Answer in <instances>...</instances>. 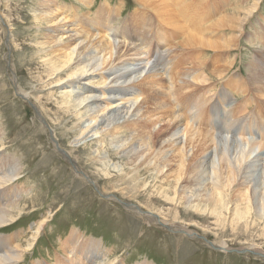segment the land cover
<instances>
[{
    "label": "rangeland",
    "instance_id": "rangeland-1",
    "mask_svg": "<svg viewBox=\"0 0 264 264\" xmlns=\"http://www.w3.org/2000/svg\"><path fill=\"white\" fill-rule=\"evenodd\" d=\"M54 1L68 7H74V9H64L62 11L71 20L73 18L75 19L74 13H79V15H82V13L90 14L89 17H92L95 13L99 15L102 12L104 15L107 13L106 23L112 24L113 28L117 29V27L123 26L124 23L126 26L130 25L131 29L134 27L139 28L136 32L130 31L127 39L118 36L117 40L122 43L136 44L145 57L140 58L141 60L139 61L138 59H128L134 58L137 55L122 56L120 58L121 60L116 61L105 58L104 64H100L97 68L104 67L105 65L106 68L97 70L92 74L94 81L101 80L99 78L102 75L107 76L106 86L113 84L120 86L121 84L124 85L135 81L130 90L127 87L126 89L118 87L114 88L117 89L116 92L111 91V88L107 89L106 86H94L95 95L90 99L100 98V100L93 101V103H104L105 99L107 100L110 96H112L111 98L118 99L109 104L108 109L105 110L106 116L104 118L102 116L99 117L96 122L98 127L102 126L99 131L105 130V137L109 138L107 132L115 124L123 123L124 125V122L128 118H136V115L131 116V111L139 101L134 106H131L130 109L126 110L125 108L132 103L126 102V100L132 97L129 92L137 90L135 92L145 93L150 89V91H161V94L168 98L166 89L168 88L167 92H169L168 90L171 89L170 85H174L172 86L173 88L177 87L178 84L180 86V84L185 85L187 83L186 85L190 84L189 88L186 89L187 93L191 92L192 95L194 94L196 96L202 95V98L203 96L213 95L210 103L218 102L219 98L217 95L220 92H226L227 102L222 106L219 104L215 106L216 111L219 110L223 114L219 115V119L221 118V120L216 119L217 123L214 126V133L211 132V134L209 132L217 141L223 143L225 140L228 142H240L242 140L257 142L262 140V130L258 129L257 126L255 128L256 124H251V122L257 123V125L260 122V126L264 125V92L261 90V88H264V84L249 81L246 91L243 93L239 91L243 88L242 76H248L249 74L247 73H253L259 67L264 68V45L262 43L263 38L261 37V33L264 30V0L258 1L253 16L245 24V30L242 31L243 34H241L240 41L238 42L237 40L236 44L234 40V44L230 45L232 47L229 46L226 49H220L216 56H213L212 50L199 45L195 48L187 45L181 47L178 43L179 37H173V32L170 31L172 27L163 23L158 28L160 30L159 32L164 35L165 40L162 42L157 41L151 35L153 31H149L148 26L140 25L138 22L137 26V23L131 22V13L136 8L133 0H93V4L90 7L81 3L79 4L77 0ZM224 1L231 3L235 0ZM251 1L254 0H244V7ZM39 2V0H0V138H2V142L4 141V148L0 150V161H3L4 158L10 161L14 160V158L17 159L15 161L17 162L16 167L20 168V177L8 186H10V191L17 192L18 206L26 203L25 206H22L23 210L20 215H16L19 217H16L17 219L14 222L0 228V237L15 235L16 240L18 239L19 241L21 239L20 241L22 242L23 239L25 240L31 234L30 227L33 224L44 217L50 222H47L44 226L33 246L25 251L24 260L17 264H35L37 262H41V264H52L56 255L61 259L62 257L60 255H63V251L60 248L59 242H63V239L68 236L72 228L78 229L85 237L94 236L102 239L106 247H109L111 251L114 249L113 252L115 253H113V257L117 256L118 259L122 258L121 260H124L126 264H138L145 261L154 264H264V257L260 256L264 255L263 215L262 218L252 215L246 227L239 225V227H231L229 224L230 221H227V218L226 220L215 222L212 219L200 221L196 218L189 219L188 216H182L186 220L181 218L175 220L166 206H161L165 208H162L163 211L161 212L145 205L143 202L150 204L148 196L136 194L138 200L132 197H129L130 199H124L125 194H122L105 182L106 179L101 176L100 168H97L95 165L97 158L95 157V160H89V153L93 152V156L97 152L95 151L96 148L94 146H86L87 142L94 141L97 138L89 130L87 132L89 136L85 137L90 139L89 141L86 139V142H84L85 140H80L77 135L79 125L83 126L88 121L85 118L80 120L70 119L66 113L60 112L61 110L57 111L58 106L56 102L58 100L56 98H59L60 91L65 88H61L63 85H60L58 88H49L50 85H47L49 79L45 77V73L42 71L43 65H40V58L38 57L40 50L36 45V41L38 40L46 41V39L40 37L45 32L46 27L36 29L37 24L34 20V12L40 7ZM213 2L215 7L211 3H209V6H204L205 4H201L200 1V5L204 7H199L198 10L203 13H210V10L212 13L213 11H217L222 15L225 12L223 5H221L219 0H213ZM189 3H187L188 6ZM230 3L229 5L231 6ZM230 6L228 7L229 10ZM110 7L117 10V12L119 8V13L116 15L115 12L110 10ZM191 10H194V6ZM147 14H151L150 11L147 10ZM150 17L154 18V20L156 19L153 14ZM77 22L72 21L68 27L76 28ZM85 23L90 24L89 19H86ZM101 23H105L104 19L101 20ZM95 28H99L98 22H96ZM141 28L142 30H140ZM219 29L216 30V33L212 35L211 39L222 40V37L230 38L235 34H239L231 28ZM221 29L223 30L221 31ZM172 31H174V28ZM73 32L68 31L66 35L72 34ZM217 35H220L218 36L220 39ZM144 39L150 40L149 42L152 45L155 43L153 47L158 44L160 48L158 50L149 49ZM181 39H183V36ZM147 50L150 52H147ZM96 52L94 50L90 54L89 51H86L84 56H93L87 60L98 63L101 58L98 57L99 55ZM96 56L97 58L94 59ZM231 61L235 64L234 67H230ZM131 70L134 71L131 72ZM151 70L156 71V75L153 77L155 81L148 80L147 78L146 81L142 80L143 82L139 84L137 81L141 80ZM175 72H177L176 75L173 74ZM197 73L205 74L207 77L206 82L200 84V82L194 80ZM129 75L130 77H128ZM170 75L176 79L169 80L168 77ZM84 81L85 79H81L80 81L66 85H74L75 88H80ZM148 84L149 86H147ZM69 88L67 87L66 89ZM102 91H105V93L101 94ZM142 97L144 96H139V100ZM174 97L170 95V100H168L169 98L163 99L170 105L174 103ZM170 106L173 107V104ZM180 106L182 108L181 104H176L175 108H171L174 111L177 110V114ZM238 107L242 111L238 112ZM34 108L41 115L40 118L42 120L44 119L47 127L40 121ZM188 113L193 115L195 112ZM258 113H262L263 115L259 114V116ZM226 114L229 117L230 124H232L228 131L223 127L225 118L222 119ZM104 119H106L105 123L101 124ZM108 120L110 121L107 122ZM247 122L248 124L250 122L254 127H246L243 131L241 127H243V123ZM189 124H191V121ZM201 125L196 120L191 126L195 130L198 128L199 131H203L204 129L203 132H206V129L209 130L208 125ZM158 126L161 125L159 124ZM158 126L149 127L148 131H154ZM182 128L180 127L178 131L180 132ZM123 129L126 130L127 128L123 127ZM129 130L132 129L129 128ZM239 130H241L240 133L238 132ZM248 131L251 132L248 133ZM179 135L181 136L180 139L183 144L184 137L181 135V132ZM131 137L132 135H129L127 140H131ZM55 140L57 144L56 142L54 143ZM120 143L122 142H112L109 146L117 150V145ZM83 146L84 148H82ZM178 146L174 144L170 148H167V153H164V156H162L170 160L174 167L167 172H165L167 168H164L162 172L157 173L156 178H154L155 175L148 177L147 181L149 185L157 186L158 184H164L166 181L172 180L175 172L173 169H175L176 164V159L173 155L176 154ZM60 151L64 155L67 154L70 158L69 160L76 159L74 161L77 162L81 171L75 172L71 167V162H67L66 160L68 158L66 159V156H62ZM156 151H158V148H156L154 154L158 153ZM186 151V159L189 160L193 151L190 146L186 148ZM46 154L51 155L53 159H44ZM101 154L104 156L107 155L104 150L101 151ZM145 156L139 157L136 162H142ZM236 156V154H233L231 160H235L238 157ZM207 158L200 157L196 161L205 159L204 163H207ZM213 160L216 164L217 157L215 156ZM46 163L49 165L46 166ZM245 163V166H242L240 173H238L236 180L245 183L246 188L249 187L252 191H250L252 203L257 201L258 203L254 202V204L256 203L259 206V201L263 194L264 148L256 150L253 155L246 159ZM250 164H253V166L249 167ZM132 167L133 165H126V167L124 166V170L131 171ZM203 167L206 168L207 164ZM202 169V166L199 167L197 176L194 177H197L196 179H199V182L202 184L198 191L200 194H204L205 191L202 188L204 184L209 182L207 181V177L210 176L206 169L205 171H202ZM112 173L113 176L116 175L115 172ZM192 175L194 176V174H190L191 177H193ZM119 176L129 181L130 177L128 175L125 176L123 172ZM96 177L102 178L97 179ZM143 177L144 175L140 179ZM203 181L205 182L203 183ZM180 183L185 186L188 185V183ZM20 187L25 189V192L21 191ZM104 188H107L109 191L106 192ZM181 189L179 187V191ZM115 197L122 199V201H128L134 205H138L140 210L144 211V214L149 212L148 215H158L159 218L157 220L164 225H151L137 212L125 209L126 204L119 202ZM1 200L4 202L5 199ZM1 200L0 202H2ZM174 206L177 207V204L172 207ZM4 208L7 207L4 205ZM178 208L185 213L190 210L186 205H179ZM191 212L195 213L194 211ZM165 213L166 216L164 215ZM179 226L187 228L189 232L174 228ZM207 241L212 242L211 244L215 247L209 245ZM11 247L9 246L8 249H11Z\"/></svg>",
    "mask_w": 264,
    "mask_h": 264
},
{
    "label": "bare ground",
    "instance_id": "bare-ground-1",
    "mask_svg": "<svg viewBox=\"0 0 264 264\" xmlns=\"http://www.w3.org/2000/svg\"><path fill=\"white\" fill-rule=\"evenodd\" d=\"M39 1L40 7L34 12V20L37 24L36 29L46 27L45 32H43L40 36L46 39V41L38 40L36 41V45L38 46L37 48H39L40 50L38 57L40 58V65H43L42 71L45 73V77L49 79L47 85H50L49 88H58L60 85H63L61 86V88H65L64 90L60 91L61 93L59 98H56L58 100V102H56V105L58 106L57 111L61 110L60 112L66 113L68 115V118L70 119L80 120L82 118H85L86 121H88L85 122L83 126L79 125L77 135L79 136L78 138L80 140L84 139V142H86L87 138L85 137L89 136L87 134L89 130L92 131L93 135H95V138H97L94 141L86 143V146H94L96 148L95 151H97H94L95 154L93 156V152L89 153L88 156L89 160H95V157L97 158L95 161V165L97 168H100L101 176L106 179L105 182H107V184H110L111 187H114L117 191H120L122 194H125V196L123 197L124 199H130L129 197L135 199L137 197L136 194H144L148 196L150 204L142 201L145 205L150 206L151 209L154 208L161 212L163 211V207L161 206H166L167 210L172 213V217L175 220H179V218L186 220L182 216H188L189 219L196 218L200 221H207L208 219H212L215 222L226 220L227 218V221H230L229 224L231 227H246L249 223L248 220L252 215L257 216L258 218H262V215L264 216V180L262 183L263 194L260 198L259 206L256 203L254 204V202L257 201H254L252 203V197L250 194L252 191L249 189V187L246 188L247 186L245 183L238 182L236 180L237 175L238 173H240L242 166H245L246 164V159L253 155L256 150L264 148V125L260 126V122L258 123V125L257 123L251 122V124H256L255 128L257 126L258 129L262 130V140L258 139L259 141L257 142L250 140H242L240 142H228L227 140H225L223 143H220L215 139V137L211 136V132H213L215 129L214 126L217 123L216 119H219V115H223L219 112V110L216 111L215 106H218V104L222 106L227 102L226 92H220L217 95V97L219 98L218 102L210 103V100L213 95L203 96L202 98V95L196 96L194 94L192 95L191 92L187 93L186 89L189 88L190 84L186 85L187 83L185 82V85L180 84L179 86L178 84L177 87L173 88L172 86L174 85H170L171 89L168 90L169 92H167L168 88L166 89V93L169 99L165 97V95L161 94V91L157 92L156 90L154 91L152 89V91H150L149 89L145 93L135 92L137 90H134V92H129L131 93L132 97L129 100H126V102L132 103L129 106H126L125 108L126 110L130 109L131 106H134V104L139 101L131 111V116L136 115V118H128L124 122V125L123 123L115 124L112 129L107 132L109 138L105 137V130L99 131L102 126L98 127L96 122L98 121L99 117L102 116L104 118L106 116L105 110L108 109L109 104L113 103L118 99L111 98L112 96H110L107 100L105 99L104 103H93V101H96L98 99L100 100V98L90 99L92 96L95 95V87L106 86L107 84H105V82L107 80V76L102 75L101 78H99L101 80L94 81V76L92 74L97 70H102L106 68V65L104 67L97 68L100 64H104L105 58H109L112 59V61H116L121 60L120 58L122 56L137 55L134 58L128 59H138L139 61L141 60L140 58L145 57L141 49L136 44L122 43L117 40L118 36L127 39L128 33H130V31L136 32L139 28L137 29L136 27H132L133 29H131L130 25L126 26L125 23L123 26L117 27V29L113 28L112 24L106 23L108 17L107 13L104 15V13L102 12L99 15L95 13L94 16H92V14V17H89L90 14L88 15L82 13V15H79V13H74L73 15L75 16V19L73 18L71 20L70 17H68L65 12L63 13L62 11L64 9H74V7H68L64 4L56 3L54 0ZM133 1L134 5H136V8L131 13V22H138L140 25L148 26V30L153 31L151 32V35L154 36L153 38H155L157 41L162 42L165 40V38L163 37L164 35L159 32L160 30L158 28V26L160 27V24L163 23L172 27L170 31L173 32V37H179L178 43L181 47L187 45L193 46L195 48L197 45H199L212 50L213 56H216L220 49H226L230 45H233L234 40L235 42L237 40L238 42L240 41L242 37L241 34H243L242 31L245 30V24L253 16L254 9L258 5L259 0L251 1L245 7L244 0H235L231 3H226L224 0H219L225 10L224 13L222 12V15L220 14V12L217 11H213L212 13L210 10V13H203L198 10L199 7H202V5H200V1L201 4H205L204 6H209V3L214 6L213 0ZM77 2H79V4H84L87 7H90L93 4V0H77ZM187 3H189V6L187 5ZM229 3L231 4V6L229 5ZM228 5L230 6V10L228 8ZM193 6L194 10H191ZM110 8V10L115 12L116 15L120 11L119 8L118 12L112 7ZM147 10L150 11V13L154 15V17H156L155 20L154 18L150 17L151 14H147ZM86 19H89L90 24H84ZM102 19H104V24L107 25L101 23ZM72 21H74L75 23L76 21H78L76 28L68 27L69 25H71ZM148 21L150 22L149 24ZM96 22H98L99 28H95ZM100 27H102V29H100ZM173 28L174 31H172ZM219 28H231L236 30L239 34H235L230 38H223L221 36L222 40L211 39L212 35H214L216 33V30ZM140 30H142V28ZM222 30L223 29H221V31ZM68 31L74 32L72 34L70 33L66 35V32ZM220 32L219 34H221ZM182 36L183 39H181ZM218 36L220 35H217V37ZM261 37L263 38L262 43L264 45V30L261 33ZM144 40V42H147L145 44L149 46V49L152 48V50H158L160 48L158 44L153 47L155 43H153L154 45H152L149 42L150 40ZM92 48L93 50H91ZM94 50L97 51L96 54L99 55V58H101L100 62L98 63L87 60L91 59L93 56H84V53L86 51H89L90 54H92ZM148 51L149 50H147V52ZM96 58L97 56L94 59ZM230 65V67L235 66V64H233V61L230 62ZM133 71L134 70H131V72ZM176 73L177 72L173 74L176 75ZM247 74L249 75L245 77L242 76L243 88L239 91L240 93L246 91L247 83L249 81L264 84V68L259 67L257 71ZM154 75H156V71L151 70L150 72L145 74L141 80L136 81L140 84L144 80L146 81L147 78L148 80H154ZM171 75L168 77L169 80L172 81L176 79L172 78L173 76L171 77ZM128 77H130V75ZM192 78L194 77L192 76ZM81 79H85V81L82 82V86H80V88H75L74 85H66L72 82L80 81ZM194 80L200 82L201 84L206 82L207 77L205 74L197 73ZM134 83L135 81H132L128 84H121L120 86L113 84L111 86L106 87L107 89L111 88V91L116 92L117 89L114 88L119 87L122 89H126L127 87V89L130 90L132 84ZM147 86H149V84ZM67 87L70 88L66 89ZM261 90L264 92V88H261ZM103 93H105V91L101 92V94ZM170 95L175 96L173 98L174 103L170 104H173V107L170 106L164 100L165 98L170 100ZM139 96L144 97L139 100ZM172 100L171 102H173ZM176 104L182 105V108L180 106L179 112H177V114V110L174 111L172 109L176 107ZM237 110L238 112L242 111V109L240 110L239 107L237 108ZM192 111L195 113H192L193 115H190L188 112ZM35 112L37 113L40 121L42 122L44 119L42 120V118H40L41 115L38 113L37 109L35 110ZM259 114L263 115L262 113H258V115ZM224 118L225 122H223V127H225V130L228 131L231 128L232 124H230L229 117H227V114L226 116L222 117V119ZM196 120L197 122H199V125H208L209 130L205 128L206 132H203L204 129L203 131H199L198 128L197 130L193 129V126L191 125ZM219 120H221V118ZM105 121L106 119H104L101 124H104ZM109 121L110 120H108L107 122ZM190 121L191 124H189ZM43 122V124H45V121ZM158 123L161 126H158ZM243 124V127H241L243 131L246 127H254V125H251L250 122L249 124L248 122ZM154 126H158L156 130L148 131L149 127ZM123 127L127 129L124 130ZM180 127H183L180 131L181 135L184 137L183 144L181 143V136L179 135L180 132L178 131ZM129 128H131L132 130H129ZM240 131L241 130H239L238 132L240 133ZM250 132L251 131H248V133ZM245 133L247 134L246 131ZM129 135H132V137L131 140L128 141L127 137ZM89 140L90 139H87V141ZM3 142L2 138H0V150L4 148ZM112 142L122 143L117 145V150H114L109 146V144ZM174 144L179 146L177 148L176 154L173 155L176 159V164L175 169H173V171H175L174 175L171 173L173 175L172 180L166 181L164 184H158L157 186L149 185L147 181L148 177H153L155 175L154 178H156L157 173L162 172L164 168H167L165 169V172H167L171 170L172 167H174L170 160L166 159L165 157H162L164 156V153H167L166 149L170 148ZM84 146L82 148H84ZM188 146H190L191 150L193 151L189 160L186 159V148ZM156 148H158V151H156L158 153L154 154ZM102 150L106 152V156L101 154ZM60 152L62 153V151ZM120 153H122V155H120ZM233 154H236L238 156H236L237 158L235 160H231V156L233 157ZM61 155L66 156V159L68 158L67 160H65L67 162H71V167L75 172L81 171L77 162L74 161L76 159L71 161L69 160L70 158L69 156H67V154L64 155L62 153ZM143 155L145 156V158L142 160V162L137 163V159ZM215 156L217 157L216 164L213 160ZM200 157H205V159L206 157H208L206 160L207 163H204L205 159L196 161L197 158ZM44 159L52 160L53 158L51 157V155L46 154ZM15 160L17 159L14 158V160L10 161L4 158L3 161H0V200L5 199L4 202L1 200L3 203L0 202V228L5 227L6 225H10L12 222H14L17 219L16 217H19L16 215H20L21 211L23 210L22 206L26 205V203H24L23 205L18 206V198L16 196L17 192L15 193V191L13 190L10 191V186H8L10 183L20 177V168L16 167L17 162ZM129 164L133 165V167L131 168L132 170H124V166L126 167V165L128 166ZM206 164L207 167L204 168L203 166ZM48 165L49 164L46 163V166ZM201 166L203 168L202 171H205L206 169L209 173L208 175H210L209 177H207V181L209 182H207V184H204L202 188L203 191L207 192L206 194L205 192L204 194H200L198 192L200 190L199 187H201L202 184L201 182H199V179H196L197 177L194 178L195 176H197L198 169ZM250 166H253V164H250L249 167ZM112 172H115L116 175L113 176ZM122 172L125 176L128 175L130 177L129 181H126L124 177L119 176L120 174H122ZM167 174L169 175V173ZM190 174H194V176L192 175L193 177H191ZM143 175L144 177L140 179ZM96 178L99 179L102 177ZM118 178L119 180H117ZM180 182L188 183V185H182V183ZM204 182L205 181H203V183ZM179 187L182 188L180 191ZM20 190L25 192V189L21 187ZM105 190L106 192L109 191L107 190V188ZM154 194L156 195L154 196ZM6 198L8 199L6 200ZM12 198L14 199L12 200ZM115 198L117 199V197ZM117 200L123 204H126L125 209L137 212L142 217H144L146 221L151 225L163 224L157 220L159 218L158 215H148L149 212L147 214H144V211H141L138 205H134L128 201H122V199L120 198ZM136 200H138V198H136ZM153 202L155 203L154 205ZM176 204L177 207H172ZM4 205L7 208H4ZM179 205H186V207H188L190 210L185 213L183 210H180L178 208ZM191 211H194L195 213H192ZM164 215L166 216V213ZM204 215H206L207 217ZM47 222L48 220L44 217L40 221L33 224L30 227L32 231L30 232L31 234L27 238H25V240L23 239L22 242L20 241L21 239L19 241L18 239L16 240L15 235H6L0 237V263L17 264L19 262H22L25 258V251L33 246L36 238H38L37 236H39L40 232L43 230ZM174 228L189 232L185 227L182 228L179 226ZM59 244L61 250L63 251V255H60V257L62 258L59 259L58 255H56L52 264H126L124 260H121L122 258L118 259L117 256L113 257V253H115L113 252L114 249H112L111 251L109 247H106L103 244L102 239L96 238L94 236L85 237L76 228H72L68 236L63 239V242H59ZM9 246H12L11 249H8ZM35 264H41V262H37ZM138 264L154 263L145 261Z\"/></svg>",
    "mask_w": 264,
    "mask_h": 264
},
{
    "label": "water",
    "instance_id": "water-1",
    "mask_svg": "<svg viewBox=\"0 0 264 264\" xmlns=\"http://www.w3.org/2000/svg\"><path fill=\"white\" fill-rule=\"evenodd\" d=\"M34 110H36V108H34ZM43 121H44V120H43ZM43 121H42V123H44ZM44 125H45V124H44ZM45 126H46V125H45ZM46 127H47V126H46ZM52 141H53V140H52ZM55 142H56V140L54 141V143H55ZM97 192H98V193H100V191H99V190H97ZM100 195H101V196H103V195H102V193H100ZM173 231H174V230H173ZM207 243L209 244V243H210V241H207ZM211 243H212V242H211ZM211 243H210L209 245H211V246L215 247V246H214V245H212ZM236 251H237V250H236ZM254 252H255V251H254ZM254 254H256V255H260V254H257V253H254ZM260 256H263V257H264V255H260Z\"/></svg>",
    "mask_w": 264,
    "mask_h": 264
}]
</instances>
